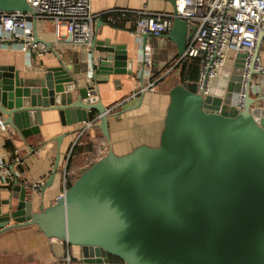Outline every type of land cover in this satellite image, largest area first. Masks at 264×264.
<instances>
[{"label": "water", "instance_id": "obj_1", "mask_svg": "<svg viewBox=\"0 0 264 264\" xmlns=\"http://www.w3.org/2000/svg\"><path fill=\"white\" fill-rule=\"evenodd\" d=\"M169 1L175 12L176 0ZM0 11L34 13L28 0H0ZM194 30L176 16L162 36L181 56ZM151 36L143 34V44ZM263 38L264 30L255 56ZM33 43L55 52L37 31ZM89 45L74 65L62 61L32 76L0 65V125L27 138L40 132L43 112L58 111L64 126L99 115L108 144L50 206L34 209L57 178L60 150L45 184L16 177L8 198L0 196V250L47 238L79 247L87 264H264V98L251 95L248 84L243 107L233 104L244 54L226 66L224 95L204 96L183 83L172 87L159 145L119 155L111 142V111L91 80L127 74L142 81L147 64L127 45L95 37ZM56 140L60 144L62 135Z\"/></svg>", "mask_w": 264, "mask_h": 264}, {"label": "crops", "instance_id": "obj_2", "mask_svg": "<svg viewBox=\"0 0 264 264\" xmlns=\"http://www.w3.org/2000/svg\"><path fill=\"white\" fill-rule=\"evenodd\" d=\"M141 10L172 12L173 5L169 0H92V11L96 14L95 38L127 45L136 58L142 57L145 46L151 48L152 63L147 65L142 81L137 75L127 74H98L97 82L91 80L93 85H98L100 99L110 111L117 105L111 111L109 129L112 147L119 155L127 154L142 144L159 145L170 103L169 93L172 87L180 84L182 63L186 61H181L168 73L180 57L176 45L162 35H152L148 42L143 44L142 36L134 35ZM30 22L33 36L37 31L40 38L52 41L55 52H43L35 47L27 53L19 49L17 41L0 40V65L14 66L23 75L32 76L39 70L58 66L62 61L74 65L83 51L90 48V45L75 44L65 26L57 36L54 22L50 19L31 18ZM227 72L226 67L214 81V94L226 93ZM2 120L3 114L0 111V124ZM79 127L80 124L64 126L58 111L43 112L40 132L27 138L22 137L10 125H0V155L6 163V171L0 170L2 200L9 196L14 174L22 182L45 184L53 172L57 151L60 150L57 178L54 184L46 189L43 201L36 202L34 209L55 203L64 189L62 179L68 153ZM59 135H62L60 144L56 140ZM8 139L13 141L15 153L21 156L22 163H17L14 159L16 156L12 157V153L4 147ZM85 141L87 145L77 158L81 163L87 157L97 154L102 156L108 150V144L98 126L90 130ZM68 251L74 259L81 257L79 247L61 240L43 238L19 249L12 248L6 253L0 250V264H67L65 257Z\"/></svg>", "mask_w": 264, "mask_h": 264}, {"label": "built area", "instance_id": "obj_3", "mask_svg": "<svg viewBox=\"0 0 264 264\" xmlns=\"http://www.w3.org/2000/svg\"><path fill=\"white\" fill-rule=\"evenodd\" d=\"M28 2L34 13L0 11V40L17 41L20 45L19 49L27 53L38 47L33 43L31 18L52 20L57 36L60 35L61 28L65 26L72 41L77 45L87 46L93 40L96 14L92 11V0H28ZM176 16L193 24L195 30L188 40L185 53L177 59L168 73L181 61L196 59L199 67L196 81L197 92L204 96L213 95V84L216 78L230 61H234L238 54L242 53L244 54L242 87L233 104L239 109L243 107L248 84L251 95L260 99L264 98V50H262L264 38L260 51L255 56L259 34L264 30V0H176L175 12L141 10L133 33L136 36H142L145 33L161 36L171 29ZM142 57L147 65L152 63L149 46L144 47ZM251 67L254 69L253 73H251ZM89 75L91 77L92 73ZM99 122L98 115L82 123L76 130V138L68 153L62 179L64 189L61 195L84 170L103 156L93 155L87 157L82 163L77 159L82 153L80 151L87 145L85 137L92 128L98 126ZM15 156V161L22 163L21 156L18 153H15ZM0 170L6 171V163L1 155ZM12 177L15 180L18 176L14 174ZM32 184L36 187L42 185L39 182ZM65 261L67 264H87L82 257L74 259L69 251Z\"/></svg>", "mask_w": 264, "mask_h": 264}, {"label": "trees", "instance_id": "obj_4", "mask_svg": "<svg viewBox=\"0 0 264 264\" xmlns=\"http://www.w3.org/2000/svg\"><path fill=\"white\" fill-rule=\"evenodd\" d=\"M199 67L196 59H190L182 63L181 79L179 83H183L188 89L197 92L196 81L198 78ZM178 84V83H177ZM4 147L15 157L16 147L11 139L6 140ZM13 164V163H12ZM10 165V164H9ZM9 165H7L9 167ZM18 168L21 169L20 164ZM114 260H120L111 256ZM121 261V260H120ZM121 263H124L121 261Z\"/></svg>", "mask_w": 264, "mask_h": 264}, {"label": "rangeland", "instance_id": "obj_5", "mask_svg": "<svg viewBox=\"0 0 264 264\" xmlns=\"http://www.w3.org/2000/svg\"><path fill=\"white\" fill-rule=\"evenodd\" d=\"M262 50H264V48ZM263 59H264V52H263Z\"/></svg>", "mask_w": 264, "mask_h": 264}]
</instances>
